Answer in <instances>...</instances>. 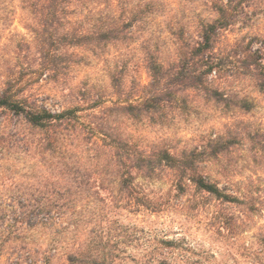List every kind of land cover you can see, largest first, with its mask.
<instances>
[{
    "label": "rangeland",
    "instance_id": "1",
    "mask_svg": "<svg viewBox=\"0 0 264 264\" xmlns=\"http://www.w3.org/2000/svg\"><path fill=\"white\" fill-rule=\"evenodd\" d=\"M30 1L0 0V91L10 79H19L15 89L22 88L21 95L40 105L83 110L76 127L66 131L64 146L73 154L66 159L63 151L52 156L39 149L42 136L30 132L22 121L15 130L8 117L1 122V141L4 135L19 133L32 143L23 146L14 139L0 146V264H132L149 259L148 248L163 238L175 242L171 251L175 264H240L242 243L255 242L264 229V89L257 72L242 69L237 59L229 67L236 74L228 73L217 82L237 100L247 98L252 104L249 111L236 108L227 113L198 99L192 111L176 112L181 116L164 126L126 117L110 123L142 149L162 143L178 151L220 136L231 141V151L207 162L205 173L221 186L247 195L259 210L242 243L233 231L213 220L215 215L239 216L237 205L200 200L190 192L180 197L173 193L169 206L160 212L128 206L117 186L110 188L105 177L91 172L97 163L92 149L98 139H89L88 134L92 114L120 101L112 85V68L126 65L125 87L134 97L139 84L150 82L143 63L146 49L173 53L178 37H197L203 21L217 17L212 6L221 0H125L129 11H146L134 37L108 46L99 55L82 48L63 50L69 62L64 61L63 73L55 79L43 75L38 37L44 24L32 14ZM252 3L251 16L224 32L218 47L222 55L251 45L256 50L264 42V0ZM118 4L117 0H86L63 23L87 29L101 17L118 15ZM98 98L100 107L92 109V101ZM63 161L69 163L70 172ZM136 184L151 197L172 190L169 174L161 180L139 179Z\"/></svg>",
    "mask_w": 264,
    "mask_h": 264
},
{
    "label": "trees",
    "instance_id": "2",
    "mask_svg": "<svg viewBox=\"0 0 264 264\" xmlns=\"http://www.w3.org/2000/svg\"><path fill=\"white\" fill-rule=\"evenodd\" d=\"M86 0H31L30 8L37 20L43 22L44 29L38 37L40 56L43 63V75L47 78H58L65 58V49L82 48L101 54L110 45L129 42L134 37V30L141 14L138 8L131 9L125 0H117L119 13L115 16L101 17L98 22L85 29L81 26L67 27L63 20L76 13V5ZM254 0H221L213 2L217 17L203 21L197 37H178V47L173 53L154 52L146 49L143 63L149 74L150 82L143 86L139 84L134 90L136 101L125 87V66H116L111 70L112 85L120 101L113 106L104 107L100 114H92L91 126L88 131L89 139L94 142L95 160L97 163L91 172L105 177L109 186L116 188L124 196L128 206L140 210L145 208L153 212L164 211L170 204V196L180 197L193 192L200 200L215 199L221 203L237 205L241 208L240 215L228 217L213 216V220L224 225L225 229L233 231L240 237V243L246 230L252 226L254 213L259 210L247 195L239 191H231L212 180L205 173V164L211 160H219L232 148L231 141L225 137L209 139L193 148L176 149L166 144H157L151 149H142L128 136H124L110 123L116 118L143 121L150 120L153 124L164 126L171 124L176 116L193 110L192 105L198 99L223 107L224 112H232L236 108L249 111L252 104L247 98L237 100L233 93H226L217 84L234 73L230 63L237 60L242 69L251 73L257 72L259 86L264 89V42L254 50V46L230 51L222 55L218 47L224 32L237 25L241 20L251 16ZM128 15V17H127ZM127 17V18H126ZM62 30V31H61ZM39 34V33H38ZM176 35V34H175ZM240 50V51H239ZM240 59V60H239ZM67 64V63H66ZM67 67L69 65H66ZM64 67V69H67ZM228 70H232L231 72ZM231 76V75H230ZM255 76V75H254ZM18 80L10 79L7 86L0 91V124L8 121L15 130L20 121L30 132L39 133L42 138L37 147L44 152L62 153L72 157L71 150L64 146L66 131L76 127L83 110L81 106L64 110H54L25 95L21 89H15ZM92 101V109L100 107L102 100ZM193 106V107H192ZM176 112H180L177 115ZM6 117V118H5ZM17 122H14V121ZM16 126V127H15ZM0 138V146L11 144L12 140L19 145L29 146L32 142L27 135L13 133ZM81 140V136L77 137ZM14 140V141H15ZM4 143V145H3ZM70 146V144H69ZM66 148V151H64ZM64 149V150H63ZM66 171L70 172L69 163L65 161ZM81 170V169H80ZM86 171V170H85ZM81 173V171H79ZM166 174L171 176L172 190L167 195L151 197L145 191H140L136 182L139 179L147 181L161 180ZM198 204V203H197ZM128 238L133 235L127 234ZM175 242L161 239L157 245L148 248L149 259L132 261V264H175L172 260V250ZM244 252L241 253L240 264H264V229L255 236V242L248 245L242 243Z\"/></svg>",
    "mask_w": 264,
    "mask_h": 264
}]
</instances>
